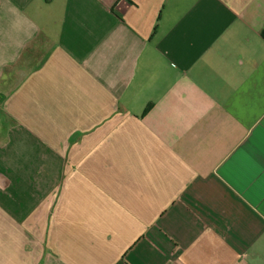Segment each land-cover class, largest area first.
Segmentation results:
<instances>
[{"label": "crops", "instance_id": "0c3cea01", "mask_svg": "<svg viewBox=\"0 0 264 264\" xmlns=\"http://www.w3.org/2000/svg\"><path fill=\"white\" fill-rule=\"evenodd\" d=\"M0 264H264V0H0Z\"/></svg>", "mask_w": 264, "mask_h": 264}, {"label": "clouds", "instance_id": "9594fccd", "mask_svg": "<svg viewBox=\"0 0 264 264\" xmlns=\"http://www.w3.org/2000/svg\"><path fill=\"white\" fill-rule=\"evenodd\" d=\"M15 12H18V10H15ZM21 18H17V20L13 23V28H19L20 27V25H21Z\"/></svg>", "mask_w": 264, "mask_h": 264}]
</instances>
